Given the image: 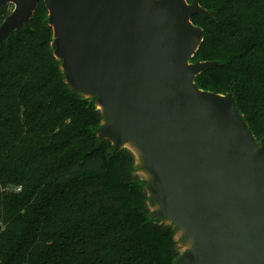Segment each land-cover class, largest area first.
Wrapping results in <instances>:
<instances>
[{"label": "trees", "instance_id": "trees-1", "mask_svg": "<svg viewBox=\"0 0 264 264\" xmlns=\"http://www.w3.org/2000/svg\"><path fill=\"white\" fill-rule=\"evenodd\" d=\"M193 0H187L192 3ZM203 42L191 59L218 65L195 84L232 94L264 138V0H200ZM0 7V26L13 11ZM49 11L0 46V264H179L173 224L153 218L148 183L128 149L98 129L97 101L67 82Z\"/></svg>", "mask_w": 264, "mask_h": 264}, {"label": "water", "instance_id": "water-1", "mask_svg": "<svg viewBox=\"0 0 264 264\" xmlns=\"http://www.w3.org/2000/svg\"><path fill=\"white\" fill-rule=\"evenodd\" d=\"M40 1L67 82L104 115L99 136L137 149L153 218L192 242L178 263L264 264V138L232 94L195 84L218 63H191L203 42L192 18L212 14L200 0H0L14 6L0 46Z\"/></svg>", "mask_w": 264, "mask_h": 264}, {"label": "rangeland", "instance_id": "rangeland-1", "mask_svg": "<svg viewBox=\"0 0 264 264\" xmlns=\"http://www.w3.org/2000/svg\"><path fill=\"white\" fill-rule=\"evenodd\" d=\"M101 111V110H100ZM103 114V113H102ZM104 116V115H103ZM105 119V118H104ZM126 147L129 149V150H131V152L135 155V157H136V160H137V167H138V169H139V173H140V175L142 176V177H145L143 174H142V172H143V170H141L142 169V164H141V159H140V157H139V155L137 154V149L133 146V145H131V144H128V145H126ZM144 173V172H143ZM145 174V173H144ZM146 175V174H145ZM179 241H180V245L183 247V253L184 252H186L187 251V249L189 248V247H191V241H188L187 243H186V240H184V239H182L181 238V235L179 234Z\"/></svg>", "mask_w": 264, "mask_h": 264}]
</instances>
